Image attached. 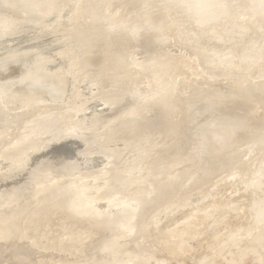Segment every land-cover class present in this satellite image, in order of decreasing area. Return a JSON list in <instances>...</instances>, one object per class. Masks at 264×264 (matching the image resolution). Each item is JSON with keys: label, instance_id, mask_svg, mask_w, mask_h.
<instances>
[{"label": "rangeland", "instance_id": "obj_1", "mask_svg": "<svg viewBox=\"0 0 264 264\" xmlns=\"http://www.w3.org/2000/svg\"><path fill=\"white\" fill-rule=\"evenodd\" d=\"M15 1L0 0V181L50 138L101 151L41 158L5 210L1 192L0 264H264V0ZM43 60L61 90L23 80Z\"/></svg>", "mask_w": 264, "mask_h": 264}, {"label": "water", "instance_id": "obj_2", "mask_svg": "<svg viewBox=\"0 0 264 264\" xmlns=\"http://www.w3.org/2000/svg\"><path fill=\"white\" fill-rule=\"evenodd\" d=\"M75 25V23L73 25H66L65 24H60V28L61 30L58 32H62V33H67L69 30L72 31L73 30V26ZM31 29V28H30ZM26 36H22L26 38L25 41H23V43H21V46L23 47L22 49H24L25 47H28L29 44V35L30 33L25 34ZM67 35V34H66ZM20 37H14V41H12V44H16L18 41L17 39H21V35H18ZM66 37H70V36H66ZM46 39L45 37H42V40H40V46H39V50L41 51H51L52 49H50L53 45H49L47 42H45ZM23 44V45H22ZM49 49V50H48ZM57 61L60 63V59L58 58ZM69 80H72L71 76H67ZM71 77V78H70ZM48 100H53V99H49ZM33 101V100H32ZM31 102V101H30ZM29 102V103H30ZM28 104V103H27ZM24 106V105H23ZM9 107H22V106H10ZM98 114H100L101 112H97ZM73 133V132H72ZM75 134V133H74ZM109 139H107L106 137H101L100 141H102V143L106 144V142ZM79 147H82V143L79 140L78 136L73 135V134H69V135H63L59 138H55V139H48L47 143L36 147L35 149H28V154L30 156V159L26 162V164L24 165L22 170L17 171L16 173L6 177L5 179L2 180V182L0 181V194L2 191L8 189H11L12 186H17L21 183V181H23L26 178V174L29 171V169L34 166L41 158L45 157L48 158L50 160H54V161H60V160H66V159H82L83 155H80L77 153V149ZM97 146H93L91 147L92 149L89 150V152L84 155L85 157L90 156V155H94L97 152L96 150ZM98 149V148H97ZM95 156V155H94ZM83 157V158H85ZM95 171H97L96 169H93ZM142 180V179H141Z\"/></svg>", "mask_w": 264, "mask_h": 264}, {"label": "bare ground", "instance_id": "obj_3", "mask_svg": "<svg viewBox=\"0 0 264 264\" xmlns=\"http://www.w3.org/2000/svg\"><path fill=\"white\" fill-rule=\"evenodd\" d=\"M12 0H10V2H11ZM16 1H20V0H16ZM15 1V2H16ZM53 1V0H52ZM150 1V0H149ZM151 1H155V0H151ZM6 2V1H5ZM14 2V1H13ZM145 2H148L147 0H145ZM7 3H9V2H7ZM6 3V4H7ZM53 3V2H52ZM58 3V2H57ZM1 4H3L2 2H1ZM9 5V4H8ZM11 5V4H10ZM16 5H17V3H16ZM16 5H11L12 7H14V6H16ZM20 5H24V7H25V5L26 4H23V3H21ZM51 5V4H50ZM56 4L54 3L53 4V7L55 6ZM19 6V5H18ZM57 7H58V5H57ZM51 8H52V6H51ZM50 8V9H51ZM55 8V7H54ZM207 7H205L203 10H205ZM29 9H30V7H29ZM53 9V8H52ZM56 9V8H55ZM16 10V9H15ZM14 10V11H15ZM18 10H20L19 8H18ZM18 10H16V11H18ZM33 11L35 10V8H33L32 9ZM36 11V10H35ZM43 11V13L44 14H46V13H49V8L48 9H44V10H42ZM41 11V12H42ZM20 12H21V10H20ZM37 12H39V10L37 11ZM3 13H5V12H3ZM8 13V12H7ZM18 13H19V11H18ZM35 13V12H34ZM55 13V10H54V12H53V14ZM2 14V13H1ZM14 14V13H13ZM39 14H41V13H39ZM50 14V13H49ZM48 14V15H49ZM8 15H9V13H8ZM15 15H16V13H15ZM36 15H38L37 13H35V16ZM43 15V14H42ZM52 15V14H51ZM4 16H5V14H4ZM10 16V15H9ZM40 16V15H39ZM5 17H7V19H8V16H5ZM33 17V16H32ZM40 17H42V16H40ZM50 17V16H49ZM15 18V17H14ZM38 18V17H37ZM52 18V17H51ZM6 18H3V15H2V17L0 18V35H4V34H6L7 32H9L10 30H8V27H7V22L5 21V20H7ZM11 25V24H10ZM10 27V26H9ZM56 30V29H55ZM58 32V31H57ZM56 33V32H55ZM58 35V34H57ZM61 37H62V35H61ZM64 38V37H63ZM58 39V38H57ZM64 41V40H63ZM67 47H69V45H67ZM66 46H65V48H67ZM60 48V47H59ZM64 48V49H65ZM33 50V49H32ZM55 52V51H54ZM57 53V52H56ZM64 54V53H63ZM78 59V58H77ZM161 64V63H160ZM48 66H47V62L45 61V60H43L40 64H38V65H36V66H34L32 69H30V70H27L25 73H24V79L23 80H27V82L31 85V86H35V85H45V87H48V88H53V89H55V91H58V90H61L62 89V85H57V83H56V78L52 75V73L48 70V68H47ZM56 74V73H55ZM88 76V75H87ZM91 76V75H90ZM81 81V80H80ZM88 81V80H87ZM91 84V83H90ZM216 85H214L213 87H215ZM90 87V86H89ZM87 88V87H86ZM84 90V89H83ZM88 90V89H87ZM21 91V90H20ZM77 91V90H76ZM90 91V90H89ZM24 92V91H23ZM89 93V92H88ZM92 93V92H91ZM92 97V96H91ZM104 100H102V102H103ZM98 103V102H97ZM102 104V103H101ZM107 104V103H106ZM106 104H105V106H106ZM108 106V105H107ZM103 108V107H102ZM106 109V108H105ZM109 109V108H108ZM91 117V116H90ZM92 119V118H91ZM39 123V122H38ZM81 126V125H80ZM79 126V127H80ZM38 127V126H37ZM53 132V131H52ZM28 133V132H27ZM56 134V133H55ZM48 135V134H47ZM52 135V134H51ZM54 135V134H53ZM58 136V135H57ZM55 138V137H54ZM50 139H52V138H50ZM89 140V139H88ZM34 141V140H33ZM36 141V140H35ZM46 141V140H45ZM48 141V140H47ZM95 141V140H94ZM29 142V141H28ZM41 143V142H40ZM39 143V144H40ZM97 144V143H96ZM96 144H95V146H96ZM99 145V144H98ZM104 145V144H103ZM15 146V145H14ZM38 146V143L36 144V147ZM106 146V145H105ZM102 148V147H101ZM28 149H35L34 148V146L33 145H29L28 146V148H27V150ZM99 149V148H98ZM10 150V149H9ZM13 150V149H12ZM103 150V149H102ZM14 151V150H13ZM17 151V150H16ZM100 151H101V149H100ZM26 152V151H25ZM141 152V151H140ZM17 153V152H16ZM23 153H24V151H23ZM99 153V152H98ZM138 153V152H137ZM7 154V153H6ZM12 155V154H11ZM138 155V154H137ZM0 156H2L1 154H0ZM5 156V155H4ZM8 156H10V154L8 155ZM14 156V155H13ZM101 155H100V159H101ZM11 158V157H10ZM21 158V157H20ZM4 159V158H3ZM7 159V158H6ZM6 159H4V160H6ZM13 159H15L14 157H13ZM102 159H104V157L102 158ZM137 159V158H136ZM4 160H3V163H4ZM21 161H22V159H21ZM21 161H19L18 162V164L21 162ZM24 161V160H23ZM67 161H69V160H67ZM136 161V160H135ZM6 163H9V162H11V161H9L8 162V160H6L5 161ZM17 163V162H16ZM43 163V162H42ZM42 163H41V165H42ZM69 163V162H68ZM21 164H22V162H21ZM21 164H19V165H21ZM6 165V164H5ZM4 165V166H5ZM7 165H9V164H7ZM16 165V164H15ZM10 166V165H9ZM18 166V165H17ZM11 167V166H10ZM9 167V168H10ZM15 167V166H14ZM5 169H6V166L4 167ZM13 168V167H12ZM12 168H11V170H12ZM5 169H3V170H5ZM8 169V168H7ZM6 169V170H7ZM1 170V169H0ZM3 170H2V172H3ZM10 170V169H9ZM58 172V171H57ZM56 172V173H57ZM8 173H9V171H8ZM58 174V173H57ZM61 175V174H60ZM5 177H7L6 175H5ZM5 177H3V178H5ZM0 178H2V177H0ZM68 178V177H67ZM64 180V182L65 183H67V184H69V185H71L72 187H77L78 186V184H77V182H74L73 180H71L70 181V179H69V181L70 182H67V180H66V178L65 177H63V179H62V181ZM25 181V180H24ZM12 187H14V186H12ZM14 189V191L13 192H15V187L13 188ZM12 189V190H13ZM73 190V189H72ZM55 190H53V189H47L44 193H43V195L41 196V197H43L44 195H52L53 194V192H54ZM117 191V190H116ZM3 192V196H2V198L3 197H5L6 196V198H5V200H4V202H6L5 203V205H4V210L6 209V208H8L7 206H11L12 205V198L14 199V193L12 194L11 193V195H13L12 197H11V195H9L10 194V189H6V190H4V191H2ZM118 192H120L119 191V189H118ZM117 192V193H118ZM74 194V193H73ZM72 194V195H73ZM123 196H124V194H123ZM74 197H75V195H74ZM71 198H73L72 196H71ZM74 199V198H73ZM122 199V198H121ZM137 198H135V200H136ZM7 200V201H6ZM134 200V199H133ZM104 201V200H103ZM118 201V200H117ZM0 202H2V204H4V202H3V200L2 201H0ZM37 202V201H36ZM71 202V201H70ZM107 204V203H106ZM100 205H102L103 206V208H106V207H104L105 206V203L104 204H98V202L97 203H92L91 205L88 203V204H85V203H83V202H76V201H74V202H71L70 204H69V206L72 208V210L74 211V212H87L88 210L89 211H91L92 212V210H97L98 211V208L100 207ZM68 206V207H69ZM139 207V206H138ZM137 207V208H138ZM102 208V207H101ZM102 208V209H103ZM126 208V207H125ZM91 209V210H90ZM71 210V209H70ZM99 210H100V208H99ZM135 210V209H134ZM259 210V212H260V214H262V215H264V203H262L261 205H259L258 206V208H257V211ZM1 211V210H0ZM97 211H95V212H97ZM101 211V210H100ZM103 211V210H102ZM126 211V210H125ZM256 211V212H257ZM126 212H129V211H126ZM131 212V211H130ZM129 212V213H130ZM259 212H258V214L256 213L255 215L257 216L256 218L258 219L259 217H258V215H259ZM114 213V212H113ZM128 213V214H129ZM98 214H99V211H98ZM97 214V215H98ZM122 213L120 212V215H121ZM130 218V217H129ZM263 218V217H262ZM123 219H124V216H123ZM125 220H127V217H126V219ZM260 220V218L258 219V221ZM262 220V219H261ZM129 221H130V219H129ZM129 221H127V222H129ZM121 222V221H120ZM131 222V221H130ZM124 223H125V221H124ZM263 251V250H262ZM43 257V256H42ZM119 264V263H118Z\"/></svg>", "mask_w": 264, "mask_h": 264}]
</instances>
